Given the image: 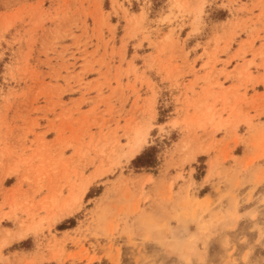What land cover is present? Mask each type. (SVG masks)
Returning <instances> with one entry per match:
<instances>
[{
    "label": "rangeland",
    "instance_id": "obj_1",
    "mask_svg": "<svg viewBox=\"0 0 264 264\" xmlns=\"http://www.w3.org/2000/svg\"><path fill=\"white\" fill-rule=\"evenodd\" d=\"M263 9L0 0V264H264Z\"/></svg>",
    "mask_w": 264,
    "mask_h": 264
},
{
    "label": "trees",
    "instance_id": "obj_2",
    "mask_svg": "<svg viewBox=\"0 0 264 264\" xmlns=\"http://www.w3.org/2000/svg\"><path fill=\"white\" fill-rule=\"evenodd\" d=\"M149 155H150V152L147 151V150H144V152H142L140 155H138L134 160H133V163L136 164V163H139L140 165H149L150 161L149 160Z\"/></svg>",
    "mask_w": 264,
    "mask_h": 264
},
{
    "label": "crops",
    "instance_id": "obj_3",
    "mask_svg": "<svg viewBox=\"0 0 264 264\" xmlns=\"http://www.w3.org/2000/svg\"><path fill=\"white\" fill-rule=\"evenodd\" d=\"M258 10H259V7H256ZM263 11H264V9H263ZM258 13V12H257ZM263 16H264V13H263Z\"/></svg>",
    "mask_w": 264,
    "mask_h": 264
},
{
    "label": "bare ground",
    "instance_id": "obj_4",
    "mask_svg": "<svg viewBox=\"0 0 264 264\" xmlns=\"http://www.w3.org/2000/svg\"><path fill=\"white\" fill-rule=\"evenodd\" d=\"M140 147L138 146L137 150L139 149Z\"/></svg>",
    "mask_w": 264,
    "mask_h": 264
}]
</instances>
